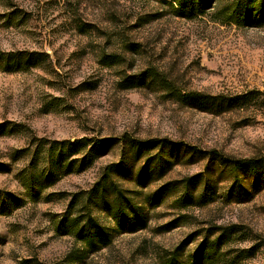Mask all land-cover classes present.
Segmentation results:
<instances>
[{"label":"rangeland","instance_id":"rangeland-1","mask_svg":"<svg viewBox=\"0 0 264 264\" xmlns=\"http://www.w3.org/2000/svg\"><path fill=\"white\" fill-rule=\"evenodd\" d=\"M221 19L181 17L159 0H0V51L49 56L0 70V264H163L183 242L186 259L217 227L235 234L208 264H264V179L234 186L233 170L264 158V26ZM147 70L183 93L206 95L207 106L185 104L150 77L125 87V78ZM81 138L115 143L89 165L73 154L51 173L54 141ZM125 138H166L181 150L148 187H125L146 195L171 182L178 190L202 173L206 198L198 191L179 209L168 195L149 208L147 228L114 232L111 244L71 261L81 248L62 226L71 196L120 160ZM98 218L115 228L105 213ZM174 219L176 227L163 228Z\"/></svg>","mask_w":264,"mask_h":264},{"label":"trees","instance_id":"trees-1","mask_svg":"<svg viewBox=\"0 0 264 264\" xmlns=\"http://www.w3.org/2000/svg\"><path fill=\"white\" fill-rule=\"evenodd\" d=\"M172 7L175 15L194 18L209 12L222 16L221 22H229L238 27L264 26V0H159ZM220 20V19H219ZM49 58L45 52H3L0 51V70L16 72L23 68L34 67L41 59ZM115 58H117L115 56ZM117 63L110 58L109 64ZM157 80L163 89L170 94L179 95L182 102L191 106L205 107L208 97L200 92H182L175 84L162 74L147 70L139 75L128 76L124 79L126 88H134L146 82L148 78ZM91 141V143L89 142ZM121 157L118 162L107 165L103 174L93 186L81 192L72 194L68 209L64 214L62 226L65 233L81 244V248L73 255L85 256L112 243L114 232L134 233L147 228L150 222L149 208L160 205L168 195L174 197L173 204L179 209H185L195 202V193L199 191V199L206 198L208 178L204 174L182 179L181 189L170 187L171 182L164 184L153 193L144 194L137 189L127 188L123 181L129 180L136 187L146 188L157 181L176 164L180 149L170 140L151 139L139 141L123 139ZM115 143L112 139L89 140L87 138L75 141H54L58 149L48 150L50 172L54 173L58 166L69 162L73 154H79L80 160L89 165L96 159L107 154ZM55 150H58L57 152ZM217 164H225L223 157L217 156ZM234 186L242 185L248 177L264 179V158L259 160H242L234 163ZM242 178H241V177ZM210 201H205L209 203ZM110 217L115 228H110L99 222L98 213ZM178 219L165 223L164 229L177 226ZM235 234L234 227H217L209 231L193 253L182 260L181 251L186 243H181L171 252L163 264H208L212 262L215 252L227 244ZM77 254V256H76Z\"/></svg>","mask_w":264,"mask_h":264}]
</instances>
